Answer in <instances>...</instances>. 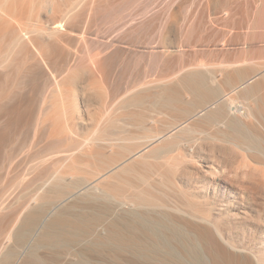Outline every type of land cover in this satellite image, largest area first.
Returning <instances> with one entry per match:
<instances>
[{"label": "rangeland", "instance_id": "obj_1", "mask_svg": "<svg viewBox=\"0 0 264 264\" xmlns=\"http://www.w3.org/2000/svg\"><path fill=\"white\" fill-rule=\"evenodd\" d=\"M219 1L214 9L208 0H41L40 6L29 10L27 18L33 17L25 22L44 24L49 17L58 18L59 9L77 5L74 20L55 25L63 32L47 40L50 47L38 46L40 55L28 64L34 65L33 72L16 66L17 58L10 70L17 75L20 66L26 73L20 70L13 77L0 71V264H32L35 259L45 264H156L138 257L131 247L120 249L105 242L103 226L119 225L126 236L147 242V228L166 226L169 212L162 203L182 201L179 180L167 176L172 184L168 181L163 191L168 197L159 194L161 206L156 210L140 209L145 221L143 227L135 225L136 230L132 213L119 203L127 200L126 191L130 197L124 179H136L132 171L121 172L119 178L109 173L97 181L117 188L112 191L115 201L89 197L84 188L105 169L118 165L120 170L156 135L163 138L148 151L164 147L163 161L204 166L201 157L211 159L215 155L211 147L222 143L207 139L202 131H224L219 125H204V115L220 112L224 99L247 108L264 95V21L256 28L253 19L226 20L223 12L229 5ZM155 13L161 16L151 18ZM177 42L189 45L181 50L168 47ZM0 45L1 57L7 46ZM252 77L256 89L249 91L243 83ZM59 83L69 91L64 101L54 91ZM50 104L57 108L49 111ZM230 119L242 133L255 130L257 142L264 145V113L254 125L246 118ZM88 146L94 153L91 157L83 155ZM189 147L196 154L184 159ZM70 155L73 161L67 160ZM149 162L158 164L156 159ZM54 170L68 173L61 189L39 193L40 184ZM194 180L184 179L188 186L183 190L200 195V202L216 213L228 192H215L211 185L194 188ZM78 183L79 188L73 189ZM175 184L178 189L172 191ZM72 193L76 196L70 197ZM55 218L61 225L52 223ZM234 221V238L255 248L260 230L254 220L238 216Z\"/></svg>", "mask_w": 264, "mask_h": 264}, {"label": "bare ground", "instance_id": "obj_2", "mask_svg": "<svg viewBox=\"0 0 264 264\" xmlns=\"http://www.w3.org/2000/svg\"><path fill=\"white\" fill-rule=\"evenodd\" d=\"M40 1L0 0V44H5L7 46L6 51L0 57V71L2 70V73L3 71L11 72L10 74L6 73V75L13 77L18 76V73L20 74V70H22L20 66L23 69L25 68L24 70H27L26 72H33L34 65L31 64V66H28V64L31 61L33 62V60L40 55L39 47H50L47 40L51 41L52 38L63 32V29L55 27V25L58 24V26H60L61 24L62 26L63 24L65 26L70 19L76 16L75 9L77 5L73 4V2L71 7L70 5L68 6V9L64 8V10H58V13H60L58 18L49 17L50 22L47 21L44 24L39 22L28 23L33 17L28 16L30 19L27 20L29 10L32 7L40 6ZM219 4V0H208V5L210 7L212 6L214 9H216ZM224 5H229V8L227 7L229 10L223 12L226 20L229 18L253 19L256 28L262 26L261 21H264V0H226ZM54 10L55 8L53 9L52 7L50 9L51 13L48 12L52 14ZM160 16L161 15L158 13H155L150 17L159 18ZM177 16V12L172 14L173 19L178 18ZM199 30L201 32L211 31L209 28H199ZM34 37L40 38L41 41L39 40L40 42L37 43ZM55 41L57 40L55 39ZM61 42L62 41L59 43ZM180 43L181 42H177L175 45H170L168 47L179 48V50H181V48L185 49L184 46L189 45L186 42L184 45ZM53 51L52 49V53ZM15 58H17V62H19L16 63L15 61L16 66L18 64L20 65L15 69V71L17 69L19 70L17 71V75L9 68L10 63L16 60ZM12 66H10L11 69H13ZM5 72L3 75H5ZM22 72L25 71L22 70ZM254 77L248 79L246 83H243L247 84L246 86L249 91H254L256 89V86H253ZM9 81L10 80H8V82ZM54 91L62 101L68 99L67 94L69 91L63 87L62 83L61 85L60 83L57 84ZM73 91L75 92V90ZM83 92L84 91H82V93ZM70 93H72L71 90ZM19 94L23 96V93L20 92ZM13 95H15V93L12 94V96ZM25 96L27 99V94ZM126 100L130 101L131 98ZM221 102L222 106L220 112L211 111L210 113H206V116L204 115V125H219L224 129V131L218 134L207 133L205 130L202 131V133L206 134L205 136L207 139L222 143L219 148L211 147V151L215 153L211 159L201 157L204 166L197 167L190 162H186V160L173 163L165 162V160L163 161L162 159L165 155L164 147L158 146L148 151V148L153 142L163 138L161 135H156L149 138L143 148L132 153L126 159L125 166L120 168V170H116L119 166L114 165L105 169L102 174H98V178L92 183H88L86 188H84L86 192L85 195L115 201L117 195L114 194V192H116L115 189L117 188L113 189L101 186V183L97 181L101 179L100 177H104L109 173H112L111 177L116 176L119 178L121 177V172L132 171L136 179L133 181L131 180V182L124 179V182L131 188L130 197L129 192L126 191L125 193L128 196L127 200L119 203L132 213L133 227L136 230L137 227L135 225H141V227H143V222L145 221V219L139 215L141 214L139 213L140 209L156 210V207L161 206V204L159 205V194H164L165 196L166 193L163 189H167V182L169 181V183L172 184L167 176L172 175L174 179L177 178L179 180V184L177 185V187L180 185L179 189L176 187V184L173 187L171 185L170 189L172 188L173 191V188L176 187L182 201L177 203L171 200L172 204L169 206L161 202L162 208H167L169 212L167 215L165 214L164 222L166 226L164 230L147 228L146 231L149 233L146 235L148 241L142 243L137 236H126L119 225L112 224L106 227L103 226L102 234L104 235L105 242L114 244L120 249L131 247L138 257L145 258L148 262H156V264H264V145L257 142L260 137L255 130L251 129L248 130V132L242 133L235 128L236 124L230 119V116L234 115L238 118L241 117L251 120V125H254L255 122L259 124L260 121L258 118L263 116L264 113V95L258 97L255 105L247 108L235 106L231 100L224 99ZM54 105L55 104H50L48 106L49 111L54 110L55 107L57 108V106L54 107ZM44 106L45 103L41 104L40 108L43 109ZM62 112L67 113V110L63 109ZM22 122L23 117L20 115V124ZM184 150V159H192L196 154L195 149L192 147ZM146 151L148 152L143 154ZM92 152L91 147L88 146L83 155L91 157L94 154ZM136 157L140 158L136 160ZM73 158L74 155H70L67 157V160L73 161ZM149 159H156L158 164H156V166L151 162L148 164ZM67 175L68 173L66 172L54 170L50 176L40 184L39 193L46 194L51 191H59L61 189L60 184L65 182ZM186 178L189 180L195 179L194 188L204 189L206 185H211L214 187L215 192H218L217 190H225L228 192L226 194L227 200L225 204L217 207L218 210L216 209V213H213V208L200 202V195L197 196L189 191H185V188L183 190V187L187 188L188 186L184 181ZM78 185H80V183L74 184L73 189L77 190L79 188ZM72 196H76V194L72 193L70 197ZM166 196L168 197V195ZM34 201H36V198H34L33 202ZM238 216H250L257 224L258 230H260V239L255 248L235 239L232 235L231 226L236 225L234 220L238 219ZM52 223L61 225L58 218H55ZM150 223L153 222L150 221ZM119 224L121 225L122 222H119ZM10 235L12 237L15 236V232L10 233ZM147 252H150V255H153V257L149 258L146 254ZM38 263L45 264L44 261H39L38 259L32 262V264ZM129 264L132 263L129 262Z\"/></svg>", "mask_w": 264, "mask_h": 264}]
</instances>
